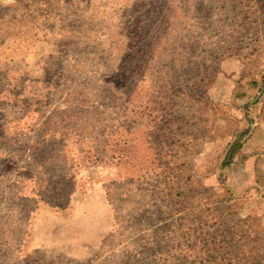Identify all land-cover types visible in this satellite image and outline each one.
<instances>
[{
    "label": "rangeland",
    "instance_id": "obj_1",
    "mask_svg": "<svg viewBox=\"0 0 264 264\" xmlns=\"http://www.w3.org/2000/svg\"><path fill=\"white\" fill-rule=\"evenodd\" d=\"M12 2L0 0V9ZM147 5L146 30L127 33V14L113 33L118 21L98 32L95 22L87 44L42 32L31 74L50 66L58 82L47 95L37 82L20 87L18 104L0 105V264H140L137 250L151 253L172 221L158 198L162 176L141 165L152 148L178 141L195 185L215 191L224 230L257 245L264 264V0ZM156 27L166 32L162 43L149 32ZM136 34L156 47L131 43ZM114 38L121 43L107 48ZM176 57L187 59L178 76L190 93L172 94ZM5 84L1 76L0 91ZM24 101L37 110L30 130L20 122ZM159 105L182 118L167 144L156 139L166 114ZM235 136L241 147L226 163Z\"/></svg>",
    "mask_w": 264,
    "mask_h": 264
},
{
    "label": "trees",
    "instance_id": "obj_2",
    "mask_svg": "<svg viewBox=\"0 0 264 264\" xmlns=\"http://www.w3.org/2000/svg\"><path fill=\"white\" fill-rule=\"evenodd\" d=\"M153 1L13 0L11 4L2 7L0 9V77H5L6 84L3 90L0 91V105L4 102L18 104L16 101L20 99L18 98L20 87L37 82L42 85L44 95H47L48 91L58 82L56 71L52 70L50 66L42 71L43 74L39 78L31 74L36 68H39L36 64L35 55L41 50L38 46L42 41L40 38L42 32L56 33L60 37L69 33V36L74 37L75 43L87 44L90 39V27L95 22L97 23L98 32L101 26L108 27L109 20L112 22L110 26L118 21L110 28V32L113 33L114 27L123 30V19L127 14H130L126 29L127 33L132 32L135 27L139 30H146L150 24L147 16L149 10L146 11V5ZM134 4L139 5L140 12L133 18V13H135ZM241 25L238 24L239 27ZM149 32L153 37L156 36L159 43L164 41L165 37L162 36L166 32L162 28L156 27ZM104 37H101V44ZM133 40L138 47L143 46L145 49L157 45H151L148 38H143L141 34H136L129 39L131 43H133ZM123 41L124 45L129 48V44L125 40ZM105 43L107 48L111 45L117 48L116 44L119 45L121 41L114 38L112 41L107 40ZM222 43L218 47H223ZM225 45L222 55L233 57L234 53H225L228 49L233 51L230 45ZM193 62L194 70L199 72L202 64L199 63V59L196 60V57ZM186 65L188 63L185 57H176L175 62L171 65L175 77L172 80L174 81V86L171 89L172 94L180 91L178 88H184L183 93L186 94L192 91L186 90L189 88L187 84L189 80L186 77L178 76L179 71ZM208 69L209 67L205 66L206 73L204 77L209 72ZM216 70L215 67L211 68L212 72ZM162 74L165 75V72H162ZM191 85L194 86L195 84L192 83ZM113 90L115 92L121 91L118 86H114ZM159 100L152 103L156 105ZM31 107L28 102L24 101V113L20 122L23 121L26 127H29L28 130H30L37 113L35 107ZM165 109V106H157V114L162 111H165L166 114L162 115L164 120L162 127L164 128H161V132H158L156 139L161 140L163 138L166 140V143H164L167 144V141L172 139L168 138L167 132L172 131L174 124L177 122L181 123L182 118L180 119L173 111ZM245 131L246 129L243 130V132ZM240 147V141L235 136L226 148L228 159L226 163L232 161L233 156ZM180 148L185 150L187 146L182 141H178L163 150L162 148H152L146 155L145 162L141 165L142 168L157 171L162 176V189L158 198L163 207L170 212L168 217L172 218V221L167 224L165 229L160 231L161 234L155 237V241L149 248L145 247V249L152 250L151 253L147 254L143 248L137 250L135 254L136 261L143 264L141 261L144 257H150L160 260L161 264H260L259 261L263 259V255L257 245L249 246L250 242L242 241L244 234L236 237L234 232L229 233L224 230V223L221 221L218 207H216L215 191L212 189L206 190L195 185L193 174L186 169V162L182 158L183 154H179ZM172 214H178L177 218L170 216ZM228 214H230V211ZM83 215L86 218L88 217L86 214ZM67 227L70 228L71 224ZM228 234H231V236ZM76 238L77 236L75 234L72 236L71 233L69 239ZM237 241L238 243H236Z\"/></svg>",
    "mask_w": 264,
    "mask_h": 264
}]
</instances>
